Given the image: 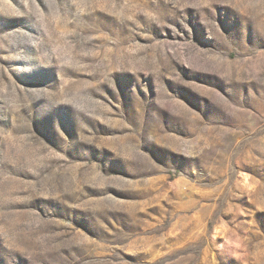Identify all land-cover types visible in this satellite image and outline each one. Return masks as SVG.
<instances>
[{
  "label": "rangeland",
  "instance_id": "rangeland-1",
  "mask_svg": "<svg viewBox=\"0 0 264 264\" xmlns=\"http://www.w3.org/2000/svg\"><path fill=\"white\" fill-rule=\"evenodd\" d=\"M0 264H264V0H0Z\"/></svg>",
  "mask_w": 264,
  "mask_h": 264
}]
</instances>
